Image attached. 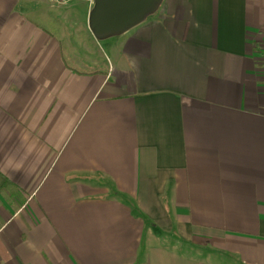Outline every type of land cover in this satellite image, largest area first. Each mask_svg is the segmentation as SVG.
Returning a JSON list of instances; mask_svg holds the SVG:
<instances>
[{"label": "crops", "instance_id": "1", "mask_svg": "<svg viewBox=\"0 0 264 264\" xmlns=\"http://www.w3.org/2000/svg\"><path fill=\"white\" fill-rule=\"evenodd\" d=\"M83 9L0 0V264H264V0Z\"/></svg>", "mask_w": 264, "mask_h": 264}, {"label": "water", "instance_id": "2", "mask_svg": "<svg viewBox=\"0 0 264 264\" xmlns=\"http://www.w3.org/2000/svg\"><path fill=\"white\" fill-rule=\"evenodd\" d=\"M163 0H94L89 28L97 39L123 34L154 13Z\"/></svg>", "mask_w": 264, "mask_h": 264}, {"label": "rangeland", "instance_id": "3", "mask_svg": "<svg viewBox=\"0 0 264 264\" xmlns=\"http://www.w3.org/2000/svg\"><path fill=\"white\" fill-rule=\"evenodd\" d=\"M24 3H29L31 6L34 5L35 3H37L38 7L44 8V10H46V15L48 18L51 19L53 24H58L59 22H61L64 26L67 27V37L69 40H72L73 43H75L76 45H79L78 47H82V43L81 40L78 39L77 37H74L73 35L71 37H69V34L72 32V30L74 29V27H76V23L82 25V21L79 20V18H82L85 16V10L83 8L86 9V7H88V5L93 6V3H89L85 0H80L77 3H80V7H75V8H69L68 6H63V7H58V6H53L51 4V2L49 0H23ZM76 3V4H77ZM37 13V12H36ZM41 16H43V14H41ZM33 18H35V20H38L40 23L42 24H51L50 23H44L43 22V17H40L39 15L36 14V16H34ZM76 22V23H75ZM100 42V46L96 45L97 48V55L98 56H104V44L103 41H105V39H99L98 40ZM83 48H85V46H83ZM76 49V47H75ZM79 48H77V53L82 55V51H80ZM65 56L67 59H69L70 57H72L71 55V51L68 50L65 51ZM81 68H83L81 66Z\"/></svg>", "mask_w": 264, "mask_h": 264}, {"label": "built area", "instance_id": "4", "mask_svg": "<svg viewBox=\"0 0 264 264\" xmlns=\"http://www.w3.org/2000/svg\"><path fill=\"white\" fill-rule=\"evenodd\" d=\"M53 6H58V7H63V6H69L73 2L78 1V0H49ZM89 3H93L94 0H85ZM263 49H264V44H263Z\"/></svg>", "mask_w": 264, "mask_h": 264}]
</instances>
